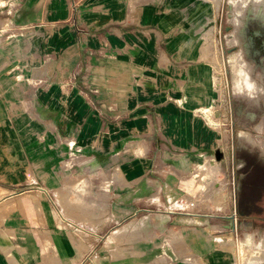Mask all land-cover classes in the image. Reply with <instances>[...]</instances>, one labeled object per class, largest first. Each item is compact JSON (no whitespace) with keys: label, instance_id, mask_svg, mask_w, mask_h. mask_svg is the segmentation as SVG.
I'll return each mask as SVG.
<instances>
[{"label":"crops","instance_id":"crops-1","mask_svg":"<svg viewBox=\"0 0 264 264\" xmlns=\"http://www.w3.org/2000/svg\"><path fill=\"white\" fill-rule=\"evenodd\" d=\"M19 6L0 16V264H145L140 206L175 192L171 168L217 149L216 131L192 114L201 102L173 99L193 83V13L206 9L197 0ZM7 20L39 32L19 44ZM252 136L251 176L264 174V134ZM82 174L108 179L101 224L82 214ZM248 220L259 248L264 220Z\"/></svg>","mask_w":264,"mask_h":264},{"label":"rangeland","instance_id":"rangeland-1","mask_svg":"<svg viewBox=\"0 0 264 264\" xmlns=\"http://www.w3.org/2000/svg\"><path fill=\"white\" fill-rule=\"evenodd\" d=\"M9 1L0 0L2 19L8 18L14 13V6L19 8L22 3V0L13 4ZM197 1L206 10L193 13V27L199 25L193 28L197 30L190 60L193 83L183 91L178 84V96L173 99L179 104L201 102L191 110L192 114L216 131L218 144L212 155L193 162L187 170L170 169L168 176L180 178L175 192L140 206L145 214V264H210L209 258H205L208 252H212L210 256L224 255L229 249L236 255V264H247L250 259H263L264 256V243L255 248L262 244L261 238L252 236L255 230L248 227L251 217L264 220V174L251 176L257 147L244 134L247 131L251 138L252 134H264V121L256 125L264 117V44L257 56H250L249 40L245 35V28L252 21L264 26V0H238L237 6L233 0ZM6 24L4 31L10 32L5 35L12 36L19 44H31L39 32L31 24L13 27L8 20ZM32 51L34 49L30 48L29 52ZM242 55L246 61L242 60ZM249 56L258 59L249 60ZM236 68L245 85L237 92L234 86ZM74 145L82 151L85 149L83 145L78 147L76 142H70V147ZM95 177L88 174L80 177V180L85 179V187L89 190L87 194L80 192L81 210L83 215L96 218L101 224L104 221L99 218L103 219L106 212L103 188L108 179L104 174ZM192 214L197 218H186ZM258 223L264 225V222ZM207 232L214 239V248L210 250L202 249L199 244L208 240L201 238V234L207 236ZM135 239L136 236L129 235L124 240ZM196 239L198 242L194 243ZM192 244H197L199 254L192 250ZM240 247H244V252L239 251ZM136 254L128 253V256Z\"/></svg>","mask_w":264,"mask_h":264},{"label":"bare ground","instance_id":"bare-ground-1","mask_svg":"<svg viewBox=\"0 0 264 264\" xmlns=\"http://www.w3.org/2000/svg\"><path fill=\"white\" fill-rule=\"evenodd\" d=\"M234 1V3H235V6H237L238 5V0H233ZM244 7V6H243ZM242 10H243V8H242ZM241 10V11H242ZM234 17H236V16H234ZM233 17V18H234ZM242 60H244L243 59V57H242ZM242 62V61H241ZM234 63V62H233ZM239 68V67H238ZM238 68H236V71H235V76H234V86H235V91L237 92L239 89L241 90V88H243L245 85H244V81H242L241 80V78H239L238 77V73H237V70H238ZM244 76H246V73L244 72ZM243 78V77H242ZM250 79V78H249ZM245 82H246V80H245ZM250 85V84H249ZM255 87V86H254ZM244 134L247 136V138H249V139H252L251 137H249V133H247V131H245L244 132ZM201 238H202V236H201ZM201 238H199V240H201ZM202 239H205V237L203 236V238ZM198 242V240L196 239L195 241H194V243H197ZM199 244H201V247H202V249H205V250H210V249H213L214 248V243H213V241H211V240H207L206 242H202V241H200L199 242ZM195 245H197V244H195ZM204 246V247H203ZM224 246V245H223ZM228 248V247H227ZM234 251H236V253L238 254V251L237 250H235L234 249ZM239 251H242V252H244V247L242 248V247H240V250ZM223 253V252H222ZM240 253V252H239ZM210 255H212V252H208L207 253V256L205 257L206 259L207 258H209L208 259V261H209V263L210 264H236V263H234L235 261H236V255L234 254V252L233 251H230V249L229 250H225V253H224V255H219V254H214L213 256H210ZM235 255V256H234ZM262 258V257H261ZM263 258H264V256H263Z\"/></svg>","mask_w":264,"mask_h":264},{"label":"flooded vegetation","instance_id":"flooded-vegetation-1","mask_svg":"<svg viewBox=\"0 0 264 264\" xmlns=\"http://www.w3.org/2000/svg\"><path fill=\"white\" fill-rule=\"evenodd\" d=\"M245 35L249 40L248 47H247L248 53L250 54V56L251 55L257 56L256 53H258L259 49L262 50L263 44H264V26H259L256 21H252L245 28ZM242 57H243L244 61H246V59H245L246 57H244L243 55H242ZM248 59L249 60L250 59L257 60L258 58L257 57L254 58L252 56ZM260 124L261 123H257L256 125L258 126ZM256 125H255V128H256ZM260 128H261V126H260Z\"/></svg>","mask_w":264,"mask_h":264}]
</instances>
